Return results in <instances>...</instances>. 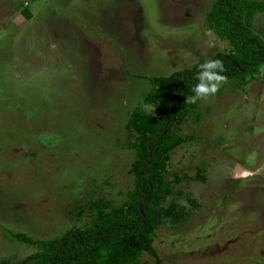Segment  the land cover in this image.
Here are the masks:
<instances>
[{"label":"rangeland","instance_id":"obj_1","mask_svg":"<svg viewBox=\"0 0 264 264\" xmlns=\"http://www.w3.org/2000/svg\"><path fill=\"white\" fill-rule=\"evenodd\" d=\"M210 1L0 0V258L35 250L5 229L51 238L88 222L75 212L89 198L122 201L126 119L151 110L148 77L228 47L203 24ZM252 23L264 37V12ZM174 131L188 137L170 153L179 181L165 203L190 211L154 230L159 262L142 252L137 264H264V65Z\"/></svg>","mask_w":264,"mask_h":264},{"label":"trees","instance_id":"obj_2","mask_svg":"<svg viewBox=\"0 0 264 264\" xmlns=\"http://www.w3.org/2000/svg\"><path fill=\"white\" fill-rule=\"evenodd\" d=\"M258 12H264V0H211L203 24L219 39L226 40L228 47L189 67L148 77L149 88L143 92L141 103L151 110L135 106L126 119L134 136L125 140V146L133 150V158L127 168L131 187L124 192L122 201L114 204L103 196L89 198L84 209L75 212L79 216L84 210L88 222L51 238H33L5 229L8 239L32 245L35 250L13 261L0 258V264H137L142 252L158 263L152 245L154 230L176 224L190 211L174 200L165 203L173 192L172 185L179 181L177 174L167 176L170 153L188 137L176 133L174 126L188 114H195L202 100L186 102L187 96L195 95L200 64L220 60L224 71L217 70L218 73L237 89L264 65V37L252 23ZM195 177L204 179L202 175ZM189 203L193 207L196 204L192 200Z\"/></svg>","mask_w":264,"mask_h":264},{"label":"clouds","instance_id":"obj_3","mask_svg":"<svg viewBox=\"0 0 264 264\" xmlns=\"http://www.w3.org/2000/svg\"><path fill=\"white\" fill-rule=\"evenodd\" d=\"M201 71L198 73V84L193 91L195 95L187 96L186 102L195 103L198 99H203L209 95H214L221 85L226 82L227 78L218 73L224 71L223 63L220 60H209L199 65Z\"/></svg>","mask_w":264,"mask_h":264},{"label":"crops","instance_id":"obj_4","mask_svg":"<svg viewBox=\"0 0 264 264\" xmlns=\"http://www.w3.org/2000/svg\"><path fill=\"white\" fill-rule=\"evenodd\" d=\"M235 161V160H234ZM239 164H241V163H239ZM242 165V164H241Z\"/></svg>","mask_w":264,"mask_h":264}]
</instances>
